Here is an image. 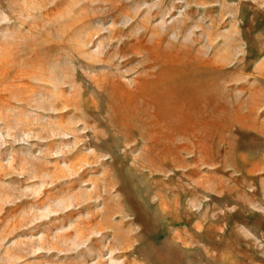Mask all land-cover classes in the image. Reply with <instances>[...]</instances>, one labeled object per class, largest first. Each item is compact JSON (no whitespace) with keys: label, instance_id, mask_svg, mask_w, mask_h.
<instances>
[{"label":"rangeland","instance_id":"1","mask_svg":"<svg viewBox=\"0 0 264 264\" xmlns=\"http://www.w3.org/2000/svg\"><path fill=\"white\" fill-rule=\"evenodd\" d=\"M0 264H264V0H0Z\"/></svg>","mask_w":264,"mask_h":264}]
</instances>
